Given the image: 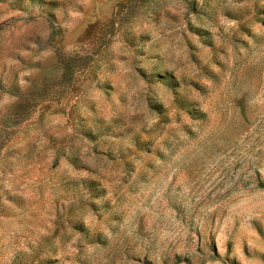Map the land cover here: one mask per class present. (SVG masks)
<instances>
[{
  "label": "rangeland",
  "instance_id": "374dc122",
  "mask_svg": "<svg viewBox=\"0 0 264 264\" xmlns=\"http://www.w3.org/2000/svg\"><path fill=\"white\" fill-rule=\"evenodd\" d=\"M0 264H264V0H0Z\"/></svg>",
  "mask_w": 264,
  "mask_h": 264
}]
</instances>
